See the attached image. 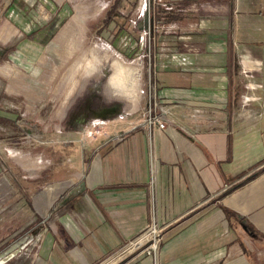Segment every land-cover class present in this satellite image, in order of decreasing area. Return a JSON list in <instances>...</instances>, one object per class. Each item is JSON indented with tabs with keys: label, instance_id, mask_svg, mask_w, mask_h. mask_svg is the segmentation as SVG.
I'll use <instances>...</instances> for the list:
<instances>
[{
	"label": "crops",
	"instance_id": "1",
	"mask_svg": "<svg viewBox=\"0 0 264 264\" xmlns=\"http://www.w3.org/2000/svg\"><path fill=\"white\" fill-rule=\"evenodd\" d=\"M68 3L0 0V53L65 52V36L80 30L77 15L61 27ZM150 13L148 106L137 94L135 72L115 60L104 94H97V107L114 106L113 115L93 120L103 130L107 119L119 117L115 107L122 108L128 129L105 142L97 141L99 132L84 143L78 172L58 174V162L39 157L54 168L22 174L23 185L9 193L0 178V253L32 237L0 264H151L133 246L151 219L161 229L157 264H264V97L248 89L252 83L242 92L238 79L241 66L264 75V0H154ZM79 48L80 40L71 53ZM82 58L67 75L80 67L96 84L98 70ZM241 93L251 107H240ZM42 94L41 102L50 100ZM153 105L166 115L150 141L143 121H134ZM171 111L176 118L168 130ZM15 164L17 185L22 165ZM7 197L11 215L4 217ZM18 208L28 214L23 224L14 217Z\"/></svg>",
	"mask_w": 264,
	"mask_h": 264
},
{
	"label": "rangeland",
	"instance_id": "2",
	"mask_svg": "<svg viewBox=\"0 0 264 264\" xmlns=\"http://www.w3.org/2000/svg\"><path fill=\"white\" fill-rule=\"evenodd\" d=\"M68 1V5L71 7L69 10L70 17L61 27H66L71 17L77 15L79 19L76 27L80 30L79 32L74 31L73 34L70 33V36H65V52L45 49L34 52L33 56L30 53L28 58L22 56V53L18 51L8 50L0 53V117L8 120H3L5 122L3 126L0 121V131L3 130L0 133L2 135V137L0 136V178L3 193H9V189H13L15 186L20 188L24 183L19 179L22 174L32 176L35 172L40 171L42 167H48L51 171L54 167L46 165L43 160L46 158H50L51 162L59 163V167H57L58 174L78 172L82 162V149L86 147L84 143L87 145L91 143L99 132L102 134L99 135L97 141L105 142L108 138L120 135L128 129L121 126L125 121V118H119L122 116V108L117 109L116 115L120 114L119 117L105 121L103 130L100 128L101 124L98 120H90L84 126L75 127V125L66 124L67 116L71 112L76 113L77 106L83 104L88 93L104 94L103 82L100 81L103 78L100 74L101 72H105V75L110 74V68L108 67L110 63L113 64L115 60L120 61L135 72L137 94L142 103L145 104L144 107L148 106L146 105L149 91L148 61L146 58L141 57V53L147 54L149 52V55L152 56L153 35L149 31V35L146 33V36H143L141 35L142 26L137 27V23L142 19L141 1ZM106 17H113L114 19L105 29ZM117 27L122 30L119 34L115 33ZM61 29L55 37L59 35ZM79 40L82 48H79V50L82 51L76 52V54L71 53V48ZM119 49L123 52H120ZM82 55L84 63L90 65L92 70H98L97 73H99L100 78L96 84L94 82L95 78L93 79L84 74L80 71V67H77L79 70L76 74H71L70 77L67 75L69 69H74L71 67L73 65L71 63ZM150 64H152V60ZM255 69L256 67L247 70L244 66H241V74L238 76L242 87L240 90L245 92L246 83H252L254 86L248 85V89L251 90L255 87L256 94L264 97V75L260 72L258 74L262 75L261 78L255 77L257 74ZM151 77L152 73L149 75L150 79ZM64 80L68 81L64 83L62 82ZM42 93H46L45 95L50 100L41 102ZM245 96V93H241L240 107H251L252 104L245 101ZM64 98L65 100H63ZM94 106H97V102ZM147 109L145 108V111H142V118L137 117L135 119V126L139 125V120L144 122ZM55 111H59L61 114L60 116L54 114L55 118L53 119V112ZM65 112L67 115L66 118H63ZM255 114V119L263 118L260 114ZM174 118L176 117L172 115V111L164 118L168 130L172 129L171 126L175 122ZM129 119L132 121L131 118ZM140 129L142 130V127ZM140 129L136 130L135 135L141 134ZM144 131H146V128ZM149 140H152V138ZM64 141L70 142L66 144ZM66 159H69V163L68 161L65 162ZM33 160L37 163L36 167L29 169L28 165ZM15 161L20 162L22 165L17 172L18 174H15L18 179L17 185L11 180L13 173L10 172L11 170L16 171ZM84 167H86V164H84ZM5 197V195L2 196V198ZM5 205H7L6 208ZM5 205L1 206V216L4 217H6V214L11 215L9 213L8 197ZM24 210L26 209L24 208ZM26 215H28L27 212H22L18 208V213H15L14 217L19 223L23 224L26 221ZM151 264H153L152 261Z\"/></svg>",
	"mask_w": 264,
	"mask_h": 264
},
{
	"label": "built area",
	"instance_id": "3",
	"mask_svg": "<svg viewBox=\"0 0 264 264\" xmlns=\"http://www.w3.org/2000/svg\"><path fill=\"white\" fill-rule=\"evenodd\" d=\"M141 1V16L144 26L142 27V34L145 35L146 33L149 35V31L152 32L154 29V24L149 18V13L151 12V5L153 4L154 0H140ZM146 14V18L145 15ZM151 14V13H150ZM149 20L151 21V24H149ZM141 57L146 58L148 61V72L150 71V62L152 60V57L149 55V52L147 54L141 53ZM166 115L165 111H162L158 109L157 106L153 105L148 107L146 112V117L144 119V122L142 124L143 127L146 128L148 140L150 139V136L153 133V130L155 128L163 129L164 124L160 120V117H164ZM151 141V140H150ZM151 143V142H150ZM149 151H150V157L152 160V146L149 144ZM161 229L155 224L154 220L151 219L149 225L145 228L144 231H142L139 235V237L134 242L133 246L135 249H139L140 253H142L144 256L148 257L153 264H157L158 259V251H159V245L161 242V235H160Z\"/></svg>",
	"mask_w": 264,
	"mask_h": 264
},
{
	"label": "flooded vegetation",
	"instance_id": "4",
	"mask_svg": "<svg viewBox=\"0 0 264 264\" xmlns=\"http://www.w3.org/2000/svg\"><path fill=\"white\" fill-rule=\"evenodd\" d=\"M137 24H138L137 27H140V25L142 27L144 26L143 21H140ZM137 29H139V28H137ZM100 76L103 78V79H100V81L103 82L105 80L104 78H106L107 75H105V72L104 73L101 72ZM102 82H100V83H102ZM85 98L86 99L83 101V104L77 106V108H76L77 110L75 111L76 113L71 112L73 114L70 113L67 116L68 120L66 121V124L75 125V127L76 126H84V125L88 124L90 120L93 121V119H96V118L97 119H106V118L111 117L113 115V114L112 115H110V114L113 111L114 106L113 107H102V108L94 106V104H96V102L99 101V97L97 94L95 95V93H88L87 97H85ZM115 109L117 111V107H115ZM66 115L67 114L65 112V115L63 118H66ZM31 129H32V127H31ZM30 133L32 135L31 130H30ZM39 143H41V142H39Z\"/></svg>",
	"mask_w": 264,
	"mask_h": 264
},
{
	"label": "water",
	"instance_id": "5",
	"mask_svg": "<svg viewBox=\"0 0 264 264\" xmlns=\"http://www.w3.org/2000/svg\"><path fill=\"white\" fill-rule=\"evenodd\" d=\"M149 24H151V21L149 20ZM32 239L31 236H24L23 238H21L20 240H18L13 246H11L9 249H7L6 251L0 253V258H4L6 257V259H8L12 254H10V251L11 250H16V247H18V249H22L23 247H25L28 242H30ZM17 252V251H15ZM6 259H3V260H6Z\"/></svg>",
	"mask_w": 264,
	"mask_h": 264
},
{
	"label": "trees",
	"instance_id": "6",
	"mask_svg": "<svg viewBox=\"0 0 264 264\" xmlns=\"http://www.w3.org/2000/svg\"><path fill=\"white\" fill-rule=\"evenodd\" d=\"M137 2H138V0H136ZM136 6V5H135ZM110 16V15H109ZM114 18L112 17H106L105 18V22H104V28L106 29V28H108L107 26L112 22V20H113ZM120 31H122L121 29H120V27H117L116 29H115V33H118L119 34V32ZM118 34H116V35H118ZM8 121V120H5L4 118H1L0 117V121L3 123V124H1L2 126L3 125H5V122L4 121ZM11 123V122H10ZM7 124V123H6ZM16 130V129H15ZM1 131H3V130H1ZM1 131H0V133H1ZM1 137H2V135H0Z\"/></svg>",
	"mask_w": 264,
	"mask_h": 264
}]
</instances>
